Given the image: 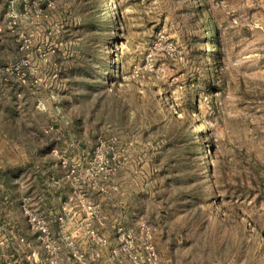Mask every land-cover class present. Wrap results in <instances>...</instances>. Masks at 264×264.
Wrapping results in <instances>:
<instances>
[{
	"label": "rangeland",
	"instance_id": "rangeland-1",
	"mask_svg": "<svg viewBox=\"0 0 264 264\" xmlns=\"http://www.w3.org/2000/svg\"><path fill=\"white\" fill-rule=\"evenodd\" d=\"M145 245L264 264V0H0V264Z\"/></svg>",
	"mask_w": 264,
	"mask_h": 264
},
{
	"label": "built area",
	"instance_id": "built-area-1",
	"mask_svg": "<svg viewBox=\"0 0 264 264\" xmlns=\"http://www.w3.org/2000/svg\"><path fill=\"white\" fill-rule=\"evenodd\" d=\"M143 251L146 253L147 255V261L150 264H156L155 260H156V256H155V251L152 245H145L143 248Z\"/></svg>",
	"mask_w": 264,
	"mask_h": 264
},
{
	"label": "crops",
	"instance_id": "crops-1",
	"mask_svg": "<svg viewBox=\"0 0 264 264\" xmlns=\"http://www.w3.org/2000/svg\"><path fill=\"white\" fill-rule=\"evenodd\" d=\"M56 194V193H55ZM57 195V194H56Z\"/></svg>",
	"mask_w": 264,
	"mask_h": 264
}]
</instances>
